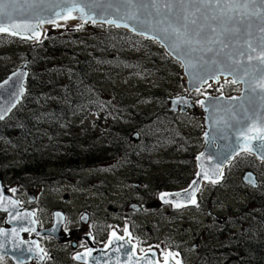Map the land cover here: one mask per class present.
I'll return each instance as SVG.
<instances>
[{
    "label": "rangeland",
    "instance_id": "374dc122",
    "mask_svg": "<svg viewBox=\"0 0 264 264\" xmlns=\"http://www.w3.org/2000/svg\"><path fill=\"white\" fill-rule=\"evenodd\" d=\"M101 27L104 26L88 24L50 28L47 38L54 37L61 43L49 56L53 64L50 68L42 65L38 73L29 70L30 77L39 74L48 85L39 88L49 93L45 101L59 102V92L73 81L89 93L95 91L102 101L115 104L124 101L133 112H124L111 124L110 112H105L108 110L99 107L96 111L95 104L92 110L80 108L76 112L84 114L83 120L71 119L73 126H70L71 131L62 133L63 140L50 130L46 134L44 128L36 132L38 138H34L33 145L19 140L13 129L12 142L0 135V168L4 164L10 167L11 193L22 198L18 193L22 194L23 187L31 185L28 189L33 192V201L27 195H22V200L37 213L42 225L51 226L54 212L60 209L68 216L67 236L76 233L72 241L61 245L55 239L44 240L50 254L43 264H82L74 259L72 243L85 249L90 237L94 245L101 247L113 232L123 236L126 230L135 245L143 247L142 251L160 250L161 259L169 252L179 251L180 256H177L182 264H226L229 261L226 248L238 250L237 238L232 232L240 235L244 226L251 228L252 234L264 242V222L260 220L264 212V165L251 155L242 154L231 163L221 183L202 188L194 206L175 208L161 199L163 193L187 189L196 176V156L204 148L206 131L199 100L206 94L238 95L241 87L231 81L213 87L208 85L193 99L184 85L182 66L169 58L158 44L165 56L151 47L145 57L133 59L143 49L123 46L122 49L114 47L110 52L111 44ZM42 44L34 46L14 37L0 36V82L28 62L25 53L31 48L46 52ZM151 49L155 53L148 56ZM181 97L190 99L193 107L186 106L185 111L179 107L173 112L169 100ZM6 125L11 126L9 122ZM4 130L5 126L1 125L0 132ZM53 136L58 140L57 147L61 150L66 147L63 151L66 155L70 154L68 146L72 139L93 143V147L89 145L97 163L92 168L97 170H86L77 177L67 175L63 179L68 181L49 180L45 183L50 186L47 191L46 186L38 183L49 176L62 177L63 171L55 165L47 173L45 168L36 169L31 178L24 179L20 171L24 156L32 153L40 156L44 142ZM79 142L75 148L77 155L82 156L85 149ZM119 151L120 154H116ZM69 160L67 157L65 161ZM13 164L18 168L13 169ZM2 170L0 172L5 174L8 169ZM248 172L256 176L257 187L244 181ZM133 205H139L140 210L132 211ZM84 213L88 215L86 224L82 222ZM5 220L0 217V227L5 225Z\"/></svg>",
    "mask_w": 264,
    "mask_h": 264
},
{
    "label": "water",
    "instance_id": "95a60500",
    "mask_svg": "<svg viewBox=\"0 0 264 264\" xmlns=\"http://www.w3.org/2000/svg\"><path fill=\"white\" fill-rule=\"evenodd\" d=\"M147 2V0H146ZM46 5H41L38 9L26 10L24 15H16L15 22L20 24V27L14 29L18 35H11L7 32L0 33V36H10L21 41L32 43L34 46L43 42L45 36L50 34V28L57 27L51 23H43L38 28L36 27L37 17L33 14L39 12L42 17H51V12L46 10ZM157 7L159 8L160 14L157 15ZM153 7L149 4L142 13L139 15V19L136 21L127 20L120 21L121 26L116 27L115 25H109L106 23H100V17L97 16V23L89 21L83 23L80 19H72L67 22L60 20V26L72 27L79 25H100L104 27H113L134 36L143 38L145 40L152 41L158 44L168 55L169 58L179 63L173 56L168 52L167 48L154 39L147 38V35L152 33L148 31L150 26L161 27L157 21L164 19V14L167 13L168 9L163 6V3ZM99 11V9L97 10ZM176 11L175 8L172 9ZM253 11L256 14H252ZM74 15H79L74 13ZM264 15V6H261L259 0H256L254 7L248 9H226L223 4L207 12L208 19L198 20L199 24H202L212 37L226 38L228 41V47L224 49V52L229 53L228 57H223L227 64L231 65V72L225 71L220 74L217 69L222 65H205L203 68L200 63L193 61L194 67L192 72L203 73L205 69L210 72H215L218 76V80H208L205 84H200L199 81H194L192 84L189 83V76L183 68V74L185 79L183 80L185 87L187 88L188 94L200 93L208 85L211 87L221 84L223 82L231 81L235 86L241 87V92L238 95L227 97L226 95L213 96L206 94L205 98L199 101V105L202 107L205 116V134L204 142L205 149L197 157V174L193 180L198 179V183L193 185L192 182L188 188L179 191L177 193L169 194L166 197L171 199L169 204H172L175 208H184L194 206L187 202L188 197L186 190L195 192V199L198 203V194L202 188V185L211 183V179H215L222 173V178L215 184L223 181L227 167L233 163L240 155L247 154L253 156L257 161L264 165V161L257 158L258 150L261 144H264V87L260 80L261 72L260 69H264V64L257 59L261 48L264 47V32L261 28L264 27V19L261 16ZM199 16V13H197ZM215 16L216 19H211ZM107 18L117 19L114 9H108ZM128 23L129 27H124L123 23ZM143 22V25L142 23ZM7 23V22H6ZM137 30H132L133 28ZM212 28H216L217 32H211ZM31 29H35L40 33L39 38L32 35ZM223 29H228L224 37H220V32ZM141 31L146 32L147 35H142ZM199 47V45H195ZM203 53H194L193 56L202 55ZM212 53H208V57H211ZM251 57L252 59H249ZM13 73H22L17 79L13 76ZM247 73V74H245ZM30 77L29 63L26 62L21 68L12 72L5 80H8V84L4 85L0 89V111L4 112V119L1 122L6 121L12 113L21 105L24 96L27 93V83ZM236 80L233 83V80ZM5 80L0 82L2 84ZM213 83V85L211 84ZM23 87V95L17 98V93L20 87ZM196 86H199V91L196 90ZM187 101L186 104L181 103L179 105L174 104L173 101L178 99H170V109L174 112L182 107V111H185L184 107H190L191 100L181 97ZM201 101L204 104H201ZM15 104L8 111L10 105ZM206 107L208 110L206 111ZM138 136L135 135V138ZM241 145L249 147L252 151H241ZM207 174L209 179H204V174ZM199 174V177H198ZM249 174L253 182H249ZM192 180V181H193ZM244 181L254 187L258 186L256 176L248 172L244 176ZM175 194H180L179 196ZM164 197L162 200H167ZM174 198V199H173ZM178 198V199H177ZM33 201V199L31 200ZM165 203V202H164ZM177 203H181L183 206L176 207ZM132 211H139V207L133 205ZM0 212L7 215L6 224L8 228L0 229V258L8 257L11 258L14 264H30L33 261L38 263L44 262V256L42 255V249L37 240L26 241L23 236L26 233H36L38 236H54L59 241L63 240L61 233L62 227L65 224V215L62 212L55 214L54 227L44 232L38 231L35 215L32 211H25L20 205V201L8 193V189L0 181ZM83 223H88V215H84L82 218ZM115 233V236L113 235ZM108 242L98 247L92 243L89 237V246L87 250L81 254H78L81 259L77 260L82 264H165L167 259L168 264H175L176 261H180L177 255L172 252L173 256L169 257L165 255L164 261L161 262L159 257L154 252H146L143 255H138L135 243L132 241V235L129 230L124 232L121 236L116 232H113ZM119 237V239L117 238ZM111 240V244L109 241ZM89 250H91L89 254ZM168 254V253H167ZM77 256V255H76ZM181 262V261H180ZM182 264V263H181Z\"/></svg>",
    "mask_w": 264,
    "mask_h": 264
},
{
    "label": "snow or ice",
    "instance_id": "6c2138e0",
    "mask_svg": "<svg viewBox=\"0 0 264 264\" xmlns=\"http://www.w3.org/2000/svg\"><path fill=\"white\" fill-rule=\"evenodd\" d=\"M163 3V6L168 9L167 13L164 14V19L157 21L158 25L161 27L150 26L148 31L151 35H147L146 32L141 31L142 35H147V38L159 41L162 46L166 47L168 52L182 64L185 68L186 74L189 76V83L192 84L194 81H199L200 84L207 83L208 80H218V76L215 72H210L205 69L203 73H193L192 68L195 66L193 61L200 63L203 68L205 65H222L217 71L223 74L225 71L231 72V65L227 64V61L223 57H228L229 53L224 52V49L228 47V41L226 38L212 37L202 24L198 23L200 19H208L207 12L214 7H218L221 4L226 9L236 10V9H248L249 7H254L256 5V0H0V33L7 32L11 35H18L17 29L20 24L15 22V16L24 15L26 10L38 9L41 5H46V10L51 12V17H42L40 13L34 12L33 14L37 17L36 27L38 28L43 23H51L60 26L59 21L63 20L67 22L72 19H80L83 23H88L89 21L97 23L96 17L99 16L100 23H106L109 25H115L120 27V21L132 20L136 21L139 19V15L142 11L149 6L157 7L158 4ZM261 6H264V0H259ZM175 8L176 11L173 12L172 9ZM99 9V11H97ZM108 9H114L119 20L107 18ZM78 13L79 15H74ZM199 13V16H197ZM160 14L159 8L157 7V15ZM252 14H256L253 11ZM264 19V15L261 16ZM211 19H216L215 16ZM7 22V23H6ZM143 25V22H141ZM124 27H129L128 23H123ZM132 30H137L135 27ZM228 29H223L220 32V37H224ZM264 32V27L261 28ZM32 35L39 38L40 33L35 29H31ZM211 32H217L216 28H212ZM195 45H199L196 47ZM194 53H203L202 55L193 56ZM208 53H212L211 57H208ZM249 59H252L249 57ZM257 59L264 64V47L261 48ZM261 72L260 80L264 82V69L259 70ZM247 74V73H245ZM23 75L22 73H13V76L19 77ZM236 80H233L235 83ZM9 82L5 80L0 84V89L7 85ZM210 86V85H209ZM264 87V83L261 85ZM196 90L199 91V86H196ZM23 95V87L19 88L17 93V98ZM174 104H186L187 101L183 98H178L173 101ZM201 104H204L201 101ZM13 103L10 105L8 111L11 107H14ZM208 108L206 107V111ZM4 119V112L0 111V120ZM264 131V128L261 129ZM264 139V137H259ZM241 151H252L251 148L241 145ZM257 158L264 161V144H261L258 150ZM199 177V174H198ZM222 178V173L215 179H211V183L215 184ZM204 179H209L208 175L204 174ZM249 182H253L251 174H249ZM197 180H193L192 184L196 185ZM14 191V190H13ZM186 190L187 197L189 198L187 202L196 205L197 201L195 199V192ZM169 194L163 193L161 199ZM179 196L180 194H175ZM165 203L170 201L165 200ZM183 206L181 203H177L176 207ZM59 215V213L57 214ZM115 236V233H113ZM119 239V237H117ZM111 244V240L109 241ZM91 250H89L90 254ZM169 257L173 256L172 253L167 254ZM175 255H179L176 253ZM74 259H81L79 255L74 257ZM165 264H168L167 259ZM175 264H181L180 261H176Z\"/></svg>",
    "mask_w": 264,
    "mask_h": 264
},
{
    "label": "trees",
    "instance_id": "16d2710c",
    "mask_svg": "<svg viewBox=\"0 0 264 264\" xmlns=\"http://www.w3.org/2000/svg\"><path fill=\"white\" fill-rule=\"evenodd\" d=\"M99 29L106 35L105 38L108 44H111L109 47L110 52L113 51L112 49L114 47L115 49H122L123 46L143 49L142 52H138L133 56V59H139L146 56V50L155 47L159 53L165 56L164 51L152 41L145 40L113 27H101ZM105 38H101L102 42ZM60 44L59 39L46 37L42 44L46 47V52L36 48H31L27 51L25 56L28 59L29 70L38 73V69H40L42 65L50 68L53 63L50 61L49 56L51 53L56 52ZM112 45L114 46L112 47ZM28 46L30 45L28 44ZM154 53L155 51L151 49L147 55L152 56ZM44 61H46V63ZM126 62L128 63L129 59H127ZM33 77L34 78L29 77L28 79L27 93L21 105L6 120L11 126H7L6 122L2 124L5 126V130L1 131L0 135L8 142H12L11 130L13 129L18 133L19 140L28 142L31 145L35 144L34 138L37 137L36 132L43 126L42 124L44 121L42 116L44 114L59 116L62 121L61 123H65L71 113L78 111L80 108H93L95 104L96 111H98L100 107L104 111L105 109L108 110L105 112H110L111 124H113L114 120L119 118L124 112H133L132 107L127 105L124 101L119 100L118 104L105 100L102 101L100 97L96 95L95 91L89 93L88 89L73 84V81L66 83L65 87L61 89L58 94L59 102L52 103V101H45V97H48L49 93L39 88H45L48 85L39 78V74L33 75ZM116 154H120V151L116 152ZM33 160L35 161L33 162ZM40 161V156L36 153H32L26 157L24 156V165L26 166L25 172H27V170L28 172L31 171L30 169H34L38 165L40 166ZM262 211H264V208ZM260 218V220L264 222V212L263 217ZM242 228L244 231L240 235L235 233L236 231L232 232L234 238H237L236 243L238 250L231 251L230 248H226V251L229 252V261L226 264H264V242L260 241L252 234L251 228L249 229L247 226Z\"/></svg>",
    "mask_w": 264,
    "mask_h": 264
},
{
    "label": "flooded vegetation",
    "instance_id": "af4514ba",
    "mask_svg": "<svg viewBox=\"0 0 264 264\" xmlns=\"http://www.w3.org/2000/svg\"><path fill=\"white\" fill-rule=\"evenodd\" d=\"M195 94H200V93H194V94H192L191 95L192 96L191 98L194 99L195 98ZM90 109L92 110V108H90ZM83 118H84V114L82 112H81L80 115L77 114V112L76 113H71L69 115V118H68L67 122L61 123L62 121L59 118V116H54V115H51V114H44L42 116V119H43L44 123L42 124L43 126H42L41 129L44 128V131H46V134H47V132H49V130L51 132H55L56 134H58V136H59L58 138H60V139L63 140V139H65V136L62 133L64 131H71L70 126H73L70 123L71 119H74V121H82ZM4 122H6V121H4ZM4 122H1L0 123V126L2 124H4ZM69 124H71V125H69ZM62 126H65V127H62ZM48 128H50V129H48ZM135 139L138 141L139 138L137 137ZM47 140H49V141L48 142H44V149H42L40 151L41 152L40 153V158H41L40 166L38 165L34 169H30L31 171H29V172H28V170H27V172L24 171V170H26V166L25 165L21 168L20 171L24 173V179L31 178V175H33V172H36L37 171L36 169L42 170L43 168H45V172L47 173V170L50 169V167H52L53 165H55L57 169H60L61 171H63L62 177H59L58 175L55 176V177L54 176H49L48 179H46V180L41 181V182L38 183L39 185L46 186L47 188H45V190L47 191L48 188H50V186L47 185V184H45V183H47L49 180H63V181H68V180H64L63 178H66V177H68L71 174H73L72 175L73 177H77L78 175L84 174V171H86V170H90V171L97 170V169H93L92 168L93 165L96 164L97 162L93 158V153H92L93 143L91 142L92 144H90L89 143V140L88 141H85L84 140V142H79V141L76 142V140H73L72 139L70 141V139H67V141H70L69 142L70 143V146H68V147L71 148L70 154H68V155L64 154V152H63L66 149V147H65L64 150H61L59 147H57V144H58L57 138H55L53 136L52 139H47ZM78 142H79L80 145H83V147L85 149V152L82 151V153H83L82 156L81 155H79V156L77 155L78 150L75 147L78 144ZM89 144L92 147H90ZM45 145L48 146V148H45ZM66 145H68V144L66 143ZM204 149H205V145H204L203 150L200 153H202L204 151ZM116 150H118V149H115V151ZM198 155L196 156V158L198 157ZM56 157H58V159L54 161V159ZM62 157L64 158V160H63ZM67 157H70V160L68 162L65 161ZM91 157L94 159V163L91 162ZM79 159H82V161H78ZM83 160L85 161V163H84ZM61 163H65V164L64 165H61ZM60 166H63V167H60ZM13 167H14L13 169L18 168V166H15L14 164H13ZM0 169H3L2 171H5V170L8 169L5 174H2L0 172V181H2V183L4 184V186L8 189V193L10 195H12L13 197H15L11 193V191H10L11 187H10L9 182H8L9 179L12 177L11 174H10L11 173L10 167L4 164V166L2 168H0ZM196 170H197V164H196ZM33 184H34L35 187L37 186L36 183H33ZM210 184L211 183H206L205 182L202 185V188L205 189L206 186H208ZM29 186H31V185H29ZM29 186L23 187L22 190H24V192L22 191V194L20 192L18 194L22 198H23L24 195H27V196L31 197L30 198V201H31L34 198L32 197V193L33 192L31 193V191L28 189ZM202 188H201V190H202ZM53 189L54 188H52L51 190H53ZM201 190H200V192H201ZM199 195H200V193L198 194V198H199ZM22 198L18 197L16 199H18L20 201V205L23 207V210H25V211H32L34 213L35 219H36V223H37V227H38V231H40V232H44V231L49 230V229H51V228L54 227V224H55V214L56 213L62 212L65 215V224H64V226L62 227V230H61V233L64 236L63 237V240H64L63 242L57 240V238H55L54 236H50V235L49 236H45V235L44 236H38L36 233H32V232L31 233H26L23 236L24 240H26V241H34V240H37L38 241V243H39V245H40V247L42 249V255L44 256V262L43 263H45L47 261L50 253H49V249H47L46 248V245L44 244V240H46V239H51V240L55 239L57 242H59L58 244L61 245L63 243L72 241L73 240L72 237L76 233H73L72 236H69V237L67 236L65 229H67L68 216L63 211H61L60 209H58V211H55L54 212V214H53V221L50 224L51 226L48 227V226L42 225L43 223L38 219L37 213H35L33 210H31L28 207V204L27 203H24V201L22 200ZM66 199L68 200V197H66ZM136 206H138L139 207V210H140L141 207L139 205H136ZM84 215H87V213H84ZM0 217H3L4 219L6 218L5 225L2 226V227H0V229H2V228H8V226L6 224L7 215L4 214V213H2V212H0ZM88 239H89V237H88ZM154 246H155V244L152 243V247H154ZM72 248L75 251V257H76V255L81 254V253H83V252H85L87 250V248H85V249L84 248H81V245H78L75 242L72 243ZM136 248H137L138 255H143L146 252H149V251H142L143 250V247H141V246L139 247V246L136 245ZM151 252L156 253L158 255V257H159V260L161 262L164 261V258L165 257L162 256L163 257L162 259L160 257L161 256V253H160L161 251L160 250H157V251L156 250H153ZM178 253H179V256H180V252L179 251H178ZM43 263H38V261H33L30 264H43ZM0 264H14V262L12 261L11 258L3 257V258H0Z\"/></svg>",
    "mask_w": 264,
    "mask_h": 264
},
{
    "label": "bare ground",
    "instance_id": "6f19581e",
    "mask_svg": "<svg viewBox=\"0 0 264 264\" xmlns=\"http://www.w3.org/2000/svg\"><path fill=\"white\" fill-rule=\"evenodd\" d=\"M205 89V88H204ZM201 93V92H200ZM194 94V93H193Z\"/></svg>",
    "mask_w": 264,
    "mask_h": 264
}]
</instances>
